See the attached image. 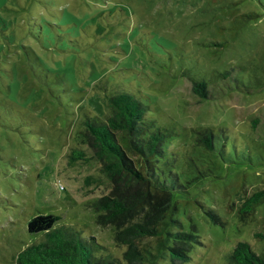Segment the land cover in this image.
Segmentation results:
<instances>
[{
    "label": "rangeland",
    "instance_id": "1",
    "mask_svg": "<svg viewBox=\"0 0 264 264\" xmlns=\"http://www.w3.org/2000/svg\"><path fill=\"white\" fill-rule=\"evenodd\" d=\"M184 71L212 80V97L195 94ZM116 82L174 129L169 149L214 163L200 141L210 129L249 151L178 206L198 235L189 264H230L237 241L262 251L264 202L239 209L264 190V0H0V264L41 240L27 231L39 213L94 238L96 255L123 252L95 222L92 204L111 184L80 132L84 111L109 115L103 91Z\"/></svg>",
    "mask_w": 264,
    "mask_h": 264
},
{
    "label": "trees",
    "instance_id": "2",
    "mask_svg": "<svg viewBox=\"0 0 264 264\" xmlns=\"http://www.w3.org/2000/svg\"><path fill=\"white\" fill-rule=\"evenodd\" d=\"M183 74L202 100L212 97V80L197 72ZM226 74L215 76L225 79ZM120 86L116 82L110 91L104 88L109 115L101 119L84 111L80 132L100 162L99 171L111 184L92 204L95 222L111 229L113 241L123 252L96 255L94 251L103 247H95L94 238L87 240L70 227L55 226L58 216L39 213L28 221L27 231L43 236L20 250L14 264H189L188 252L199 242L198 235L184 230L182 217L176 215L178 206L190 201L185 198L193 185L214 181L221 164L233 160V152L248 150L238 138L229 143L228 135L221 140L210 129L205 135L201 132L200 141L215 155L214 163L204 165L169 149L165 142L174 129L163 124L159 115L149 114L148 103ZM263 202L264 190H259L245 197L239 210L252 213ZM192 203L213 222H220L211 210L196 200ZM258 236L264 239V234ZM228 259L230 264H264V249L258 252L247 241H237Z\"/></svg>",
    "mask_w": 264,
    "mask_h": 264
}]
</instances>
